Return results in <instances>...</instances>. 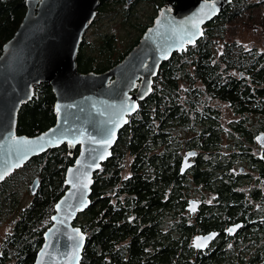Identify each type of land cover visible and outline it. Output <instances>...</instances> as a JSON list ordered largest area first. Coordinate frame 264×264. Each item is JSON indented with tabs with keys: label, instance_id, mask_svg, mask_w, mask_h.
<instances>
[{
	"label": "trees",
	"instance_id": "trees-1",
	"mask_svg": "<svg viewBox=\"0 0 264 264\" xmlns=\"http://www.w3.org/2000/svg\"><path fill=\"white\" fill-rule=\"evenodd\" d=\"M132 2L101 0L97 12L99 15L107 6L123 5L130 13ZM256 6L264 9V0H233L218 15V21L210 23L194 48L172 55L160 64L150 94L128 116L112 146L111 157L94 173L92 204L79 214L81 221H74L86 237L79 264H124L125 256L128 263L134 264L136 255L144 257L143 248L152 242L151 230L163 218L175 215L169 212L180 209L182 200L181 144L175 138L170 142V137L180 136L190 126V119L201 118L200 113L209 118L207 105L213 98L228 97L235 113L243 119H248L249 102H262L264 52L258 53L254 47L241 51L228 42H222L221 52H217V45L221 44H217V39L223 37L225 24ZM25 11V0H0V53ZM146 27L140 25V33ZM138 37L116 54L113 35H102L96 43L84 36L76 58L78 70H108L137 44ZM183 72L186 77H180ZM240 74L243 76L239 80ZM181 78L185 86L178 83ZM54 99L46 82L34 85V96L18 111L16 133L34 136L54 125ZM78 152L79 147L70 152L69 146L62 144L32 158L0 182V216L16 211L11 229L2 240L0 264H33L43 232L51 225L54 206L66 190L65 171ZM24 171H29V175L25 176ZM32 177L38 178V188L30 201L21 205L14 187ZM140 224L144 225L142 229ZM124 248L140 251L122 252Z\"/></svg>",
	"mask_w": 264,
	"mask_h": 264
},
{
	"label": "water",
	"instance_id": "water-1",
	"mask_svg": "<svg viewBox=\"0 0 264 264\" xmlns=\"http://www.w3.org/2000/svg\"><path fill=\"white\" fill-rule=\"evenodd\" d=\"M169 1H176L173 13L162 7L137 44L96 73L80 72L76 58L101 0H25L23 18L0 53V182L48 150L79 147L33 264H79L86 237L74 221L90 206L94 173L111 157L119 130L150 94L160 64L194 45L233 0ZM41 82L54 95L55 123L34 136L17 134L18 111ZM38 184L33 178L31 193Z\"/></svg>",
	"mask_w": 264,
	"mask_h": 264
},
{
	"label": "flooded vegetation",
	"instance_id": "flooded-vegetation-1",
	"mask_svg": "<svg viewBox=\"0 0 264 264\" xmlns=\"http://www.w3.org/2000/svg\"><path fill=\"white\" fill-rule=\"evenodd\" d=\"M149 4L154 14L149 16L146 28L153 24L162 7L173 13L176 1L149 0ZM218 15L211 22L218 21ZM95 19L96 16L94 22ZM211 22L203 26V34L195 44L187 45L182 52L199 43ZM217 46L220 53V43ZM175 54L180 53L172 55ZM186 76L184 72L180 75ZM178 83L186 85L183 78ZM260 98V104H247L248 119L235 113L228 97L213 98L207 105L210 119L205 117L206 113H200L201 118L190 119V126L180 136L170 137V142L175 138L181 144L180 209H171L169 213L175 215L163 218L151 230L152 242L143 248L144 257L136 255L134 264H264V84ZM224 112H230L234 118L227 119ZM190 152L194 155L181 170V162ZM235 225L240 227L229 233L227 229ZM143 226L140 224L139 229ZM212 233L216 235L206 247H194L197 237ZM0 244L1 248L2 241ZM121 251L136 254L140 249ZM122 260L131 264L127 262L128 256Z\"/></svg>",
	"mask_w": 264,
	"mask_h": 264
},
{
	"label": "rangeland",
	"instance_id": "rangeland-1",
	"mask_svg": "<svg viewBox=\"0 0 264 264\" xmlns=\"http://www.w3.org/2000/svg\"><path fill=\"white\" fill-rule=\"evenodd\" d=\"M132 1L130 13H126L123 5L118 8L113 5L105 7L101 14L96 15L95 23L86 31L85 37L96 43L102 35L111 34L115 40V53L126 50L135 38L141 35L139 26L147 25L146 23L150 20L153 13L149 0ZM218 42H221L220 48L222 47V42H228L241 51L253 50L254 47L258 53H263L264 9L261 6H256L251 10H245L242 15L226 23L224 35L221 39H217V44ZM95 54L98 55L97 50H95ZM223 116L227 119L234 118L230 112H224ZM29 173V171H24L25 176L29 175ZM124 174L126 175L127 171ZM32 179L33 177L26 183L21 181L14 187V191L18 193L21 205H26L30 201L32 194H34L29 190ZM15 215L16 211H12L5 212L0 216V242L5 237V234L10 231ZM82 219L83 217L78 215L77 220L81 221ZM7 228L8 231H6Z\"/></svg>",
	"mask_w": 264,
	"mask_h": 264
},
{
	"label": "snow or ice",
	"instance_id": "snow-or-ice-1",
	"mask_svg": "<svg viewBox=\"0 0 264 264\" xmlns=\"http://www.w3.org/2000/svg\"><path fill=\"white\" fill-rule=\"evenodd\" d=\"M189 155H194L193 153H189ZM3 177L0 176V179H2ZM192 211H195V206L192 207ZM240 225H235L234 227L232 228H229L227 229V231L229 233H232L235 231L236 228H239ZM215 233H212V234H209L208 236L206 237H203V238H200V237H197L196 238V242L194 243V247H197V248H200V247H206L207 246V242L212 240L214 237H215ZM201 239H203V244L200 243Z\"/></svg>",
	"mask_w": 264,
	"mask_h": 264
}]
</instances>
